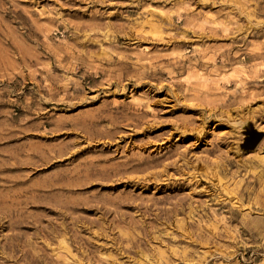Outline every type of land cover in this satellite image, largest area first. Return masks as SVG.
I'll return each instance as SVG.
<instances>
[{"label": "rangeland", "instance_id": "1", "mask_svg": "<svg viewBox=\"0 0 264 264\" xmlns=\"http://www.w3.org/2000/svg\"><path fill=\"white\" fill-rule=\"evenodd\" d=\"M264 0H0V264H264Z\"/></svg>", "mask_w": 264, "mask_h": 264}, {"label": "water", "instance_id": "2", "mask_svg": "<svg viewBox=\"0 0 264 264\" xmlns=\"http://www.w3.org/2000/svg\"><path fill=\"white\" fill-rule=\"evenodd\" d=\"M252 124L251 122H246V126H243V137L239 147L244 151L253 150L264 136L263 131L257 130Z\"/></svg>", "mask_w": 264, "mask_h": 264}, {"label": "bare ground", "instance_id": "3", "mask_svg": "<svg viewBox=\"0 0 264 264\" xmlns=\"http://www.w3.org/2000/svg\"><path fill=\"white\" fill-rule=\"evenodd\" d=\"M253 125V124H252ZM244 126H246V124L244 125ZM254 127H255V125H253ZM256 128V127H255ZM257 130H258V128H256ZM243 130H244V127H243Z\"/></svg>", "mask_w": 264, "mask_h": 264}]
</instances>
